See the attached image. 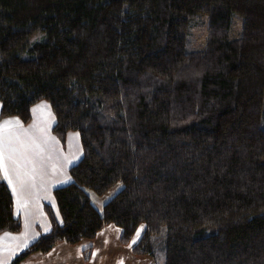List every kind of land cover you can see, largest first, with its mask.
I'll list each match as a JSON object with an SVG mask.
<instances>
[{"label":"trees","instance_id":"16d2710c","mask_svg":"<svg viewBox=\"0 0 264 264\" xmlns=\"http://www.w3.org/2000/svg\"><path fill=\"white\" fill-rule=\"evenodd\" d=\"M40 100L81 156L52 189L61 222L44 205L7 264L140 224L129 249L153 264H264V0H0V118ZM20 228L0 179V233Z\"/></svg>","mask_w":264,"mask_h":264},{"label":"rangeland","instance_id":"374dc122","mask_svg":"<svg viewBox=\"0 0 264 264\" xmlns=\"http://www.w3.org/2000/svg\"><path fill=\"white\" fill-rule=\"evenodd\" d=\"M239 25L240 21L237 20L233 30L234 35L239 29ZM194 32L193 35H188V43L192 46L198 45L200 42L201 35L203 34V27L196 28ZM53 121L54 115L49 103L46 100H40L32 105L31 119L27 123L25 129L19 131L18 134H13L14 137L10 138V140H12L9 144V148L7 144L2 148L0 146V151L3 152V162L8 160L15 164L14 169L18 171L17 173L15 172L16 174L14 175H17L23 182L29 183L30 187L34 188L33 193H35L42 209L37 210L33 208V205L22 207L17 198L14 214L16 216L20 215V217H18L20 218L21 228L17 232L6 231L0 234V245H2V248L5 245H9L16 253L50 228V222L45 218L46 212L44 205L47 204L56 221L59 223L61 222L52 189L55 186L63 184V182L61 178H58V180L53 178V169L56 166L58 170L62 171L65 169L67 172L68 167L75 163L81 156V144L78 132L76 130H69L64 139L61 140L51 131ZM29 152L35 153L39 157L42 166H37L38 164L35 163L34 165L29 162V157L26 156ZM7 155L9 159L5 158ZM18 160L23 161V165H21ZM3 162L1 164L2 167L4 164ZM35 166L37 167L35 168ZM47 166L52 167L49 170L50 175L44 174L46 173L44 167ZM119 187L120 184L117 183L101 196L95 194L91 189H86V191L90 201L97 208H101L102 203ZM142 228V224L138 225L130 239V243L128 245H122L118 240L120 228L110 225L105 231L101 232V235L102 237H108L110 245L113 248L116 246L120 248L122 250L121 253L115 254V252L111 251L103 252L102 240L100 242L101 248H97L94 251L90 264H124L131 254L129 249L130 244L137 240ZM103 243L107 244V241L104 240ZM77 244H79L77 248H83L88 246L89 242L83 239ZM13 255L15 254L11 251L5 252L2 249V252H0V264H7Z\"/></svg>","mask_w":264,"mask_h":264},{"label":"crops","instance_id":"0c3cea01","mask_svg":"<svg viewBox=\"0 0 264 264\" xmlns=\"http://www.w3.org/2000/svg\"><path fill=\"white\" fill-rule=\"evenodd\" d=\"M26 125L27 123L24 124L20 120V118H18L17 116H6V117L0 118V146L1 148L5 144H7L9 148V144L12 140V139L10 140V138L14 137L13 134H18L19 131H23ZM26 156L29 157L30 163H33L34 165L36 163L38 164L37 166L42 164L41 160L35 153L29 152V154H27ZM5 158L9 159V156L7 155ZM18 162L21 165H23V161L18 160ZM3 163H4L3 167L0 164V179H3L7 183L10 189L12 200H13V212H15L17 198L19 200V203L22 205V207L26 205L27 206L33 205V208L37 210L39 209L42 210L35 193H33L34 188L30 187L29 183L23 182V180L17 177V175H14L18 171L14 169L15 164L13 162H9L8 160H5ZM37 166H35V168ZM50 168L52 167L50 166L44 167V171L46 172L44 174L50 175L49 173ZM5 169H6V174H5ZM53 170H54L53 178H55L56 180H58V178H61L62 182L65 183L69 179V176L65 169L60 171L55 166ZM18 216L20 217V215ZM45 218H47V216H45ZM108 227H110V225H107L103 227L100 231H98L94 239L88 240L89 242L88 245L91 246V253L87 261H85L82 257V251H81L82 248H77V245L79 244L77 243L76 244H66V243L60 242V243L55 244L54 247L47 253L30 254L25 259H23L21 264H90L94 251L97 248H101V244H102L103 252L111 251V252H115V254L121 253L122 250L120 248H118L117 246L113 248L110 245L108 237L106 236L102 237L101 232L105 231ZM102 240L107 241V244L103 243ZM81 241H79L78 243H80ZM101 241L102 243L100 244ZM2 249L5 252L11 251L12 253L16 254V251L10 248L9 245L8 246L5 245L3 248H2V245H0V252H2ZM124 264H153V260L148 255H134L131 253L128 256V259L127 261H125Z\"/></svg>","mask_w":264,"mask_h":264},{"label":"snow or ice","instance_id":"6c2138e0","mask_svg":"<svg viewBox=\"0 0 264 264\" xmlns=\"http://www.w3.org/2000/svg\"><path fill=\"white\" fill-rule=\"evenodd\" d=\"M3 162V152L0 151V164ZM5 174H6V169H5Z\"/></svg>","mask_w":264,"mask_h":264}]
</instances>
